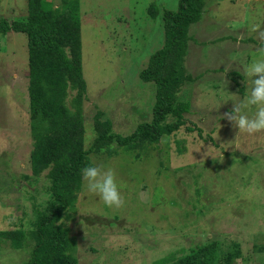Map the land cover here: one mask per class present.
Listing matches in <instances>:
<instances>
[{
  "label": "rangeland",
  "instance_id": "1",
  "mask_svg": "<svg viewBox=\"0 0 264 264\" xmlns=\"http://www.w3.org/2000/svg\"><path fill=\"white\" fill-rule=\"evenodd\" d=\"M178 2L77 0L85 148L98 110L123 135L150 120L155 86L139 72L163 44L162 11L176 10ZM151 5L159 9L154 17ZM26 13L27 0H0V17ZM260 32L264 0H205L202 18L188 31L185 67L193 80L182 89L190 101L186 123L140 150L91 156L114 170L125 203L109 207L82 182L62 221L75 239L78 264H169L161 260L211 239L238 243L235 264H264V131L242 133L223 118L232 99L250 91L246 69L264 47ZM27 85L26 34H0V230L30 227L34 204L50 198L46 171L30 170ZM28 255V248L1 243L0 264H23Z\"/></svg>",
  "mask_w": 264,
  "mask_h": 264
},
{
  "label": "trees",
  "instance_id": "2",
  "mask_svg": "<svg viewBox=\"0 0 264 264\" xmlns=\"http://www.w3.org/2000/svg\"><path fill=\"white\" fill-rule=\"evenodd\" d=\"M205 0H179L176 10H163L164 40L139 72L144 82L155 86L151 118L139 122L128 134L113 130L112 122L98 110L93 116L94 138L84 147L82 105L87 99L82 74L80 15L77 0H27L23 18L0 17V34L23 32L28 52V118L32 139L29 161L33 176L45 172L50 198L33 206L30 227L0 230V247L28 248L23 264H78L75 239L62 221L82 187L81 169L94 163L92 155L112 157L119 149H142L185 125L190 101L182 95L193 80L186 70L188 31L202 18ZM154 17L157 6H150ZM73 94L69 100V91ZM187 131L193 128L185 127ZM212 141V139L209 137ZM238 243L211 239L169 264H235Z\"/></svg>",
  "mask_w": 264,
  "mask_h": 264
},
{
  "label": "clouds",
  "instance_id": "3",
  "mask_svg": "<svg viewBox=\"0 0 264 264\" xmlns=\"http://www.w3.org/2000/svg\"><path fill=\"white\" fill-rule=\"evenodd\" d=\"M260 39L264 44V32H260ZM259 51V57H254L246 69V75L250 80L249 93L243 99H232L233 107L223 113V118L233 128H238L239 132L249 135L264 131V47ZM253 107L255 112L249 116L248 110ZM81 175L87 190L98 195L107 206L116 208L124 206L125 201L113 169L105 170L102 166L92 163L81 169Z\"/></svg>",
  "mask_w": 264,
  "mask_h": 264
}]
</instances>
